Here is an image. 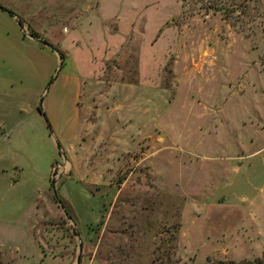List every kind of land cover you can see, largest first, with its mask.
I'll use <instances>...</instances> for the list:
<instances>
[{
	"label": "rangeland",
	"instance_id": "rangeland-1",
	"mask_svg": "<svg viewBox=\"0 0 264 264\" xmlns=\"http://www.w3.org/2000/svg\"><path fill=\"white\" fill-rule=\"evenodd\" d=\"M47 1L63 18L75 3ZM175 2L176 16L130 36L101 75L83 42L74 63L91 79L76 102L61 83L68 63L34 104L0 97V243L24 242L40 221L44 256L80 264L264 257V0ZM7 3L25 17L22 0ZM43 17L22 25L68 36V22Z\"/></svg>",
	"mask_w": 264,
	"mask_h": 264
},
{
	"label": "crops",
	"instance_id": "crops-1",
	"mask_svg": "<svg viewBox=\"0 0 264 264\" xmlns=\"http://www.w3.org/2000/svg\"><path fill=\"white\" fill-rule=\"evenodd\" d=\"M3 1L7 6H0V97L18 101L25 99L32 104L42 96L47 80L52 77L57 65L60 64L57 52L62 55L61 65L68 63L71 69V73L66 74L61 83L66 85V88L69 87L70 91L67 95L74 103L81 93V85L87 79H91L81 74L80 67L76 62L74 63V57L78 55L77 52L84 41L87 59L90 62H98L101 75L105 63L120 53L130 36L139 35L141 41L145 28L153 29L156 35L180 10L178 3L172 5L171 0H74L73 10L63 18L48 9L52 4L47 0H22L28 5V10L24 13L25 17H22L7 3L13 0ZM169 5L173 8L170 6L168 11L163 10ZM37 14L44 16V21L68 22L69 25L61 28L62 34L68 36L56 39L52 32L55 25H44L40 29L32 28L31 31L48 47L36 42L37 39L29 38L27 26L20 27L17 21L28 22ZM156 20L160 22L155 26ZM156 43L157 40L152 39L151 46ZM140 51L141 49L137 54L138 74ZM54 82L55 80L52 81L51 86ZM37 222L40 223L36 221L28 226L30 236L24 242L0 243V263L4 264L3 261L8 254L16 255L18 259H26L31 255L30 258L34 259V262L30 264H75L77 257L72 260L70 256H44L40 249L41 241L35 240L32 235Z\"/></svg>",
	"mask_w": 264,
	"mask_h": 264
},
{
	"label": "trees",
	"instance_id": "trees-1",
	"mask_svg": "<svg viewBox=\"0 0 264 264\" xmlns=\"http://www.w3.org/2000/svg\"><path fill=\"white\" fill-rule=\"evenodd\" d=\"M8 14L13 15L11 12H8ZM17 23L19 24L20 27H22V22L20 20H18ZM27 31H28V34H29L30 37H32L33 39H39L34 32H32L29 29H27ZM44 46H47L48 47V45H46L45 43H44ZM57 54H58V57L60 59V64L59 65H61V62L63 60L62 59V55L59 52H57ZM38 111H39V113H41V110L40 109H38ZM252 264H264V257L262 259H256V260H254Z\"/></svg>",
	"mask_w": 264,
	"mask_h": 264
},
{
	"label": "water",
	"instance_id": "water-1",
	"mask_svg": "<svg viewBox=\"0 0 264 264\" xmlns=\"http://www.w3.org/2000/svg\"><path fill=\"white\" fill-rule=\"evenodd\" d=\"M29 38L33 39L32 37L29 36ZM36 42L40 43L41 45H44V42L40 41L39 39L36 40ZM50 187H51V191H52V195L53 197H55V190H54V182H51L50 184ZM78 256L75 260V264H78Z\"/></svg>",
	"mask_w": 264,
	"mask_h": 264
},
{
	"label": "built area",
	"instance_id": "built-area-1",
	"mask_svg": "<svg viewBox=\"0 0 264 264\" xmlns=\"http://www.w3.org/2000/svg\"><path fill=\"white\" fill-rule=\"evenodd\" d=\"M41 243V242H40Z\"/></svg>",
	"mask_w": 264,
	"mask_h": 264
}]
</instances>
